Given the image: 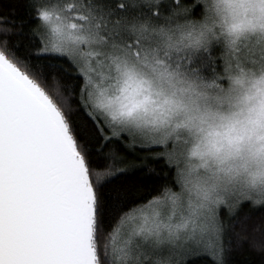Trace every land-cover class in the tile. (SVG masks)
Wrapping results in <instances>:
<instances>
[{"label": "snow or ice", "instance_id": "6c2138e0", "mask_svg": "<svg viewBox=\"0 0 264 264\" xmlns=\"http://www.w3.org/2000/svg\"><path fill=\"white\" fill-rule=\"evenodd\" d=\"M20 7L27 19L15 4L0 12V264H188L197 256L230 264L232 250L244 246L264 264V212L239 214L248 199L208 208L176 182L163 192L149 185L151 161H170L175 150L167 133L149 135L140 120L154 80L217 71L216 46L189 48L207 28L205 6L23 0ZM254 7L264 12V0ZM121 147L149 154L128 160Z\"/></svg>", "mask_w": 264, "mask_h": 264}, {"label": "clouds", "instance_id": "9594fccd", "mask_svg": "<svg viewBox=\"0 0 264 264\" xmlns=\"http://www.w3.org/2000/svg\"><path fill=\"white\" fill-rule=\"evenodd\" d=\"M196 2L207 28L189 48L218 47L220 69L154 80L140 120L174 143L170 162L186 199L208 208L237 195L264 203V12L255 0Z\"/></svg>", "mask_w": 264, "mask_h": 264}, {"label": "trees", "instance_id": "16d2710c", "mask_svg": "<svg viewBox=\"0 0 264 264\" xmlns=\"http://www.w3.org/2000/svg\"><path fill=\"white\" fill-rule=\"evenodd\" d=\"M175 2V0H172ZM196 0H192V3H195ZM167 3V0H165ZM9 4L17 5L15 14L18 17H23L27 19L25 11L23 10L20 5L23 4V0H0V12H9L10 9L8 8ZM192 18H195L192 17ZM19 23V20L17 21ZM220 49L215 47L214 55L217 57L219 54ZM217 71L220 69V62L217 59L216 65ZM210 75V73H208ZM153 152L155 149L152 150ZM120 152L128 159L134 161H140L143 156L148 155L149 153L145 150H138L135 153L129 152L123 147H121ZM151 164L155 168V172L152 175L151 180L149 181L150 188L156 189L159 188L160 192H163L166 187H170L175 184L174 179V169L164 158L162 159H153ZM173 190H176L173 188ZM153 194H156L155 192ZM150 198V197H149ZM264 212V206L254 205L251 202H245L242 207L239 208V214H249L254 216L255 218L259 219L261 213ZM226 222L230 223V218L227 215H224ZM228 236H225V241L227 242ZM206 257L197 256V257H189L188 264H206ZM258 254L251 248L244 246L239 249H233L230 256L229 261L230 264H258Z\"/></svg>", "mask_w": 264, "mask_h": 264}, {"label": "rangeland", "instance_id": "374dc122", "mask_svg": "<svg viewBox=\"0 0 264 264\" xmlns=\"http://www.w3.org/2000/svg\"><path fill=\"white\" fill-rule=\"evenodd\" d=\"M164 159L167 160L169 163H171L166 157H165ZM249 202H250V201H249ZM222 215H223V216H224V215H227V210H226V209L222 211Z\"/></svg>", "mask_w": 264, "mask_h": 264}]
</instances>
